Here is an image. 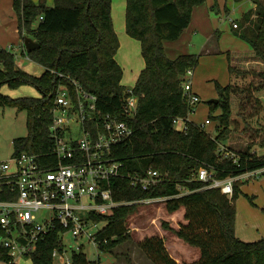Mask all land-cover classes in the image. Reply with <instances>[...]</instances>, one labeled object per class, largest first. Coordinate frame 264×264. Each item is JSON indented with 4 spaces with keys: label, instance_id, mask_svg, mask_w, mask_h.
<instances>
[{
    "label": "trees",
    "instance_id": "trees-1",
    "mask_svg": "<svg viewBox=\"0 0 264 264\" xmlns=\"http://www.w3.org/2000/svg\"><path fill=\"white\" fill-rule=\"evenodd\" d=\"M204 1L125 0V33L139 42L144 61L132 88V94L138 98V110L134 117L126 118L121 114V106L128 94L121 85L122 69L114 58L119 41L111 17L112 0H54L52 7L42 0L38 3L12 0L20 36L23 39L25 34L31 35L39 44L38 49L26 56L44 71L39 77L27 74L16 66L11 51L0 48V90L5 86L16 89L30 85L40 94V97L10 98L0 92V109L10 107L26 114L27 133L12 141L13 155L24 152L43 159L53 146L49 127L55 93L60 83L71 88V82L64 77L69 76L96 97V106L103 114L116 115L132 128L131 138L113 150V155L124 162L123 171L143 172L150 168L161 175V182L148 191L132 187L126 178H114L110 181L113 199L134 202L164 196L170 198L164 205L168 213L184 209L186 223L169 231L198 248L199 257L189 263L176 262L161 237H147L137 246L152 264H264V238L243 242L235 236L234 202L240 192L239 180L233 183V194L228 196L196 179L197 171L203 166L217 180L238 178L264 167V155L252 153L254 144L244 152L222 150L231 132L230 96L237 87L215 84L218 101L208 105L211 112L219 109L220 113L215 118L208 116L217 120L215 135L211 136L188 120L193 107L186 102L181 87L186 71L197 67L199 57L186 54L171 60L163 46L164 41H176L181 36L190 24L193 8ZM249 1L255 8L243 14L237 35L264 63V2ZM36 20L38 23L32 30ZM234 71L229 66L230 74ZM178 118L185 121L184 131L174 127ZM255 133L258 136L260 129ZM136 207L137 204L122 205L111 215L97 219L106 225L98 236L100 241L107 242L100 247L101 251L110 253L129 239L128 232L121 228ZM59 241L56 231L40 240L31 255V263L53 264L52 251ZM8 261L6 249L0 243V262ZM72 264L99 263L80 252L72 255Z\"/></svg>",
    "mask_w": 264,
    "mask_h": 264
},
{
    "label": "built area",
    "instance_id": "built-area-1",
    "mask_svg": "<svg viewBox=\"0 0 264 264\" xmlns=\"http://www.w3.org/2000/svg\"><path fill=\"white\" fill-rule=\"evenodd\" d=\"M233 27L237 25L234 23ZM192 76L193 70H187L181 87L186 102L193 107L199 98L192 92ZM64 77L71 82V88L63 83L57 87L49 127L53 146L48 155L41 159L22 152L0 161V243L9 258L5 264L19 259L31 261L36 244L52 231L57 232L60 240L52 251L53 261L72 264L73 254L84 253L89 246L97 250L106 245V240L98 239L106 226L98 218L111 215L122 205H165L170 199L164 196L134 202L113 199L112 179L126 178L132 187L148 191L161 182V175L150 168L143 172L123 171L124 162L113 155V150L131 138L132 128L116 115L103 114L96 106V97L69 76ZM127 94L121 114L132 118L138 110V98L132 94V88L127 89ZM209 124L206 119L200 129L205 131ZM174 127L184 131L185 121L175 119ZM244 174H264V167ZM239 177L217 180L205 166L196 174L197 180L208 183L207 188H218L228 196L233 194V183ZM68 236L80 240L70 247L69 255L64 245Z\"/></svg>",
    "mask_w": 264,
    "mask_h": 264
},
{
    "label": "rangeland",
    "instance_id": "rangeland-1",
    "mask_svg": "<svg viewBox=\"0 0 264 264\" xmlns=\"http://www.w3.org/2000/svg\"><path fill=\"white\" fill-rule=\"evenodd\" d=\"M262 1L264 2V0ZM234 5L236 8L242 4L236 0H230L228 9L233 10ZM11 8L13 11L12 16L15 21L14 23L17 24L18 30V21L12 3ZM111 8V15L113 17L116 31L121 35L120 39L122 42L124 39L130 42L129 46H124L121 48L120 52H118L117 58L118 61H120L119 57H122V67L126 73V81L124 85L122 84V86H124L126 89H130L133 88L135 83V75L140 74L139 72L141 70H138L137 64V59H139L140 56L139 46L137 40L132 38L130 39V37L126 35L124 29L121 33L120 24L121 22H123V24L125 22L124 1L123 5H121L120 1L112 0ZM241 9L247 10L244 6H242ZM222 15V20H224V10ZM229 16L232 23L239 19V13H235L234 11ZM8 22L9 21H5L3 16L0 15V48L9 50L11 46L13 49H18L17 47L20 45V43H22V37L20 36L19 32L13 36L15 39L13 42H6L8 37H11V35H8L4 32V24H7ZM37 23L38 21L36 20L32 24V30L36 28ZM232 23L228 21V19H225L222 22V25H224V32H220V35L221 37H224V41H227L226 44L230 45L231 48L237 49L236 47L239 46V42H242L243 40L239 38L237 32L233 31L232 33L228 28V25L231 26ZM24 37L32 38L31 35L28 34H25ZM231 39L235 42L231 41ZM168 42L169 41H166V44H168ZM171 44H174L173 46H178L177 49L180 50L184 47L182 45L180 47V43ZM9 51L15 55L16 66L27 74L39 77L43 73L44 69L41 66L35 64L33 61L23 60V57L19 53L17 54V50ZM235 51L240 54L243 53L241 52L242 50ZM172 53L173 51L169 52L170 58L168 57L171 60H173L171 56ZM187 53L197 55L199 58L203 57L200 56L201 54L199 50L195 48H188ZM199 66L198 67L200 69L198 70V73H195V76L192 79L193 89L196 88L198 91L195 92L194 89V94L198 96L199 102L193 106V112L189 115L190 121L200 125L203 123L202 119L209 118V115H211L213 118L218 116L220 110L215 109L211 112L208 101L217 99V93L215 89L216 83L220 84L221 86H226L231 83V85L237 87V91L230 96L231 132L228 139L226 140V147L222 148V150H228L235 153L244 152L247 146L254 144L252 153L256 155H264V66L252 62L248 64L241 63L233 65L235 71L231 77L227 70V56L224 54L216 59H208L204 61V63L199 61ZM0 92L10 98L40 97L38 91L30 85H22L16 89H10L5 86L1 88ZM25 120V112H18L16 109L10 107L0 109V161L6 160L10 155L13 154V140L26 136L27 129ZM210 122V126L205 128V132L214 136V128L217 124V120L212 119ZM177 126L180 128L181 124H178ZM258 129H260L261 133L256 136L255 130ZM240 177L239 190L241 187H243V189L237 193L238 196L234 203H237L239 199H242L241 202H245L247 207L255 209L257 204V196L255 191L260 190L261 194L264 195V187L259 185V182L264 180V174H244ZM252 183L256 184L257 186L253 187ZM263 185L264 183L262 186ZM181 219V213L176 211L170 214L165 210L163 204H137L135 211L124 223L126 225H124L123 228L120 227L122 229L121 231L128 232L129 239L112 248L110 253L101 251L98 248L96 250L93 246H89L84 254L89 260L98 261L99 264H149L148 261L150 260L140 250V248L137 246V243L147 237L159 236L162 237L163 240H166L167 246L171 248V245H173L171 241L175 239L173 237L174 234L170 233L169 228L172 230H176V228L178 229ZM95 230L96 229H94V231ZM77 242H80V240H74L69 236L65 238L64 245L67 255L70 254V247L76 246ZM181 242L182 243H176L174 245V249L183 254V259L181 262L189 263L195 261L199 257V249L191 247L183 241ZM55 262L53 261V264H59L58 262ZM16 264L32 263L28 259H20Z\"/></svg>",
    "mask_w": 264,
    "mask_h": 264
},
{
    "label": "crops",
    "instance_id": "crops-1",
    "mask_svg": "<svg viewBox=\"0 0 264 264\" xmlns=\"http://www.w3.org/2000/svg\"><path fill=\"white\" fill-rule=\"evenodd\" d=\"M32 1L35 3H38L41 0H32ZM42 1L45 3V5L47 7L54 6V0H42ZM118 1H120L121 5H123V1L125 4V0H118ZM229 2H230V0H205L204 3H202L201 5L195 6L192 10V13H191L190 24L183 31L181 36L174 42L169 41L168 44H166V41L163 42L164 50H165L167 57H169V52L173 51L171 56H172V59H175L180 55L189 54V53H187L188 48H195V49L199 50V52L201 54L200 56H203V57L199 58V61H201V63L202 62L204 63V61H206L208 59H216L218 57H221L222 54H224L227 56V60H228L227 70H228V73L231 77H232V74H230V72H229V66L233 67V65H237V64H241V63L248 64L250 62L258 63V64H261L262 66H264V63L254 56V53H253V51H252V49L248 43H246L245 41H242L243 43L239 42V46L236 47L237 49H234V48H231L230 45L226 44L227 41L223 40L224 37H221L220 32H224V25H222V22L225 19H228V21H230L232 23L229 15H231L233 13V11L235 13H239V19L236 22H233L231 26L228 25V28L231 30L232 33H233V31L234 32L239 31L238 30L239 26L237 28H234L233 24L235 23L236 25H239V22L243 16V14H245L247 11L254 10V8H255V6L253 5V3L251 1L244 0V1H239L242 4L241 6L235 8V5H236L235 4L234 9L229 10L228 9ZM11 3H12V0H0V15L3 16V19L5 21H9L7 24H4V26H5L4 32L7 33L8 35H11V37L10 36L8 37V40L6 42H8V41L13 42L15 40L13 38V36L16 33H18L17 24L14 23L15 21H14V18L12 16L13 11L11 8ZM242 6L246 7L247 10H242L241 9ZM223 10H224V18H225L224 20H222L223 19V17H222L223 16L222 15ZM111 11H112V8H111ZM111 17H112V15H111ZM112 20H113V17H112ZM113 27H114L115 33H116L118 41H119V49L117 50L114 58H115V61L117 62V64L122 69L121 85L122 84L124 85V83L126 81V76H125L126 73L122 67V63H123V62H121L122 57H119L120 61H118L117 58H118V52H120L121 48L124 46H129L130 42H128L125 39L122 42V40L120 39L121 35H120V33L119 34L117 33L114 22H113ZM123 29L125 31V22H124V24H123V22H121V24H120L121 33H122ZM231 41H233V40L231 39ZM233 42H235V41H233ZM137 43L139 46V53L141 56L140 44L138 41H137ZM171 43H180L179 44L180 47H181V45L184 46L183 49H181L184 51L177 49L178 46H173L174 44H171ZM17 48L18 49H13L10 46L9 50H15V51L17 50V54L19 53L23 57V60L30 61L26 56L27 53H26L25 48L23 46V39H22V43H20V45ZM235 50H242L241 52H243V53L240 54V53L236 52ZM17 54H16V56H17ZM175 54H177V55H175ZM140 56H139V59H137L138 70H140V69L142 70L144 68V61H143L142 56H141V58H140ZM230 59H231V61H230ZM198 66H199V62H198L197 67L193 70L192 79L195 76V73H198V70L200 69L199 68L200 66L199 67ZM141 70H140V72H141ZM133 74H134V72H133ZM138 76H139V74L135 75V77H134L135 83H136ZM135 83H134V85H135ZM194 89L196 92L197 91L196 88H194ZM194 89L192 86V92L193 93H194ZM217 96H218V94H217ZM206 119H209V118H206ZM206 119H202V120L205 121ZM188 120H190L189 116H188ZM208 126H210V124ZM212 126H213V122H212ZM216 126H217V124H216ZM216 126H215V128H216ZM215 128H214V130H215ZM211 136H212V134H211ZM263 183H264V180L260 181L259 185L261 187H264V185L262 186ZM252 184H253V187L257 186L254 183H252ZM241 189H243V187H241L240 190ZM255 192H256V196H257V198H256L257 204H256L255 209H251V208L247 207L245 202H241L242 199H239L237 201V203H234V206H235L234 232H235V236L243 242H254V241H258V240L264 238V195L261 194L260 190H256ZM263 193H264V189H263ZM177 212L181 213L182 219H181L180 224L186 223L185 220L183 219L184 209H180ZM173 237L175 240L171 241V243L173 244V245H171V248H169L167 246V242H166V240H164L165 248L168 251L169 255L176 262H181L183 259V254L181 252L177 251L176 249H174L175 248L174 245L176 243H182L181 242L182 240L177 238L175 235ZM19 260H17L16 263ZM0 263L5 264L3 262H0ZM148 263L152 264L151 261H148Z\"/></svg>",
    "mask_w": 264,
    "mask_h": 264
},
{
    "label": "water",
    "instance_id": "water-1",
    "mask_svg": "<svg viewBox=\"0 0 264 264\" xmlns=\"http://www.w3.org/2000/svg\"><path fill=\"white\" fill-rule=\"evenodd\" d=\"M23 46L25 48L26 53H29L35 49L39 48V44L35 42L32 38L24 37L23 38ZM217 99L209 100L208 103H217Z\"/></svg>",
    "mask_w": 264,
    "mask_h": 264
}]
</instances>
